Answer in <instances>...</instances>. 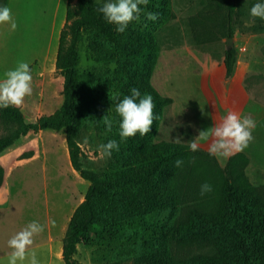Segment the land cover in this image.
I'll return each instance as SVG.
<instances>
[{"label": "trees", "instance_id": "trees-1", "mask_svg": "<svg viewBox=\"0 0 264 264\" xmlns=\"http://www.w3.org/2000/svg\"><path fill=\"white\" fill-rule=\"evenodd\" d=\"M166 4L167 0H161L155 11L161 14ZM100 5L93 0L67 1L54 63L63 79L61 106L34 123H25L15 106L0 109V121L12 127L0 138V154L29 133L63 130L70 165L89 184L62 239L63 264H81L80 248L90 243L95 227L112 242L109 264H264V185L249 182L247 156L235 153L219 166L201 149L192 152L181 144L154 142L163 109L171 103L150 82L157 62L155 38L130 26L117 33L97 11ZM235 10L236 2L227 0V39L234 37ZM84 34L87 51L101 66L80 72L77 47ZM235 62V48H225V78L231 76ZM133 87L153 97L157 118L146 135L137 133L121 141L113 96L119 93L122 98ZM105 115L114 119L111 131L103 124ZM86 128L103 134L104 143L115 139L120 144L104 172L82 169L78 138ZM177 159L183 161L180 167L175 166ZM198 163L204 169H197ZM194 169L209 177L215 194L203 207L184 206L182 189ZM3 174L0 168V185ZM173 242L208 244L214 253L178 257Z\"/></svg>", "mask_w": 264, "mask_h": 264}, {"label": "rangeland", "instance_id": "rangeland-1", "mask_svg": "<svg viewBox=\"0 0 264 264\" xmlns=\"http://www.w3.org/2000/svg\"><path fill=\"white\" fill-rule=\"evenodd\" d=\"M67 1L0 0V4L12 9L18 24L14 32L7 25H0V74L15 67L19 61L29 62L33 73V93L17 107L25 123H34L38 118L52 114L62 104L63 79L55 70L54 63ZM93 1L101 3V0ZM234 1L236 68L252 99L264 106V21L249 15L248 10L255 0H248L247 3L245 0ZM159 3L161 0H149L146 6L141 7L145 12H156ZM226 3L227 0H167L157 21L147 20L142 12L140 20L129 25L153 34L158 58L150 82L161 96L173 99V104L163 109L154 142L172 141L188 147L179 132L190 125L189 96L196 100V108L201 111L204 108L201 97L212 95L208 88L203 90L198 87L202 68L193 66L195 56L208 58L213 65L222 66L227 39L224 36ZM86 44L87 36L84 34L77 47V68L80 72L101 66V62L87 51ZM205 83L210 85L206 80ZM218 103L214 98L209 101L212 110L209 121L213 126L219 125L229 112L219 103L220 117L214 124L213 119L217 116L213 106ZM233 109L238 111L234 105ZM195 114L196 117L201 115ZM11 129L0 121V138ZM252 136L247 147L250 164L246 166L245 174L249 182L257 187L264 185V122L258 124L257 129H252ZM85 138L88 143H84ZM102 143L103 134L93 128H86L80 133L78 145L82 169L94 173L107 169L110 157L101 159L98 151ZM16 159L20 160L18 166L14 164ZM208 163L212 169L214 164L211 159ZM0 164L5 168L7 183L11 186L10 208L0 218V264H7L11 251L7 241L32 220L43 224L44 231L34 236L30 250L36 253L40 264H47L46 248L36 244L46 240L48 221L55 206L59 214L66 213L68 218L83 201L89 184L80 179L70 165L63 130H39L21 137L0 154ZM198 164L197 169H204ZM200 170L190 172L187 187L182 189L184 206L203 207L215 196L214 191L200 195V185L208 182L209 178L204 177ZM172 223L176 224L177 219ZM89 239L90 243L80 248L77 257L80 263L109 264L107 257L112 242L96 227L91 230ZM172 247L178 257L192 254L211 256L214 253L213 248L204 243L173 242ZM51 263L56 264L54 261Z\"/></svg>", "mask_w": 264, "mask_h": 264}, {"label": "clouds", "instance_id": "clouds-1", "mask_svg": "<svg viewBox=\"0 0 264 264\" xmlns=\"http://www.w3.org/2000/svg\"><path fill=\"white\" fill-rule=\"evenodd\" d=\"M149 0H101V5L97 11L102 18L115 26L117 33H124L129 25L138 22L141 13L147 20L157 21L159 13L145 12L141 6H146ZM248 0H245L247 3ZM253 18L264 21V0H255L248 10ZM0 25H7L10 31H15L18 27L17 19L12 9L4 4H0ZM115 68V65H111ZM33 73L30 63L19 61L15 67L7 69L0 74V109L10 106H21L26 97L33 93ZM115 113L119 117L118 135L121 141L134 137L137 133L144 136L150 131L154 119L157 117L153 113L154 103L150 94H141L138 88H131L130 94H114ZM114 119L107 115L103 117V124L106 131H111ZM255 121L248 116L240 117L236 113L229 111L219 125L209 127L199 132L201 140H207L209 135L213 140L209 146L210 156L228 157L236 152L244 151L249 142L253 139L252 129ZM84 143H88L85 138ZM120 144L115 139H109L106 143L98 146L100 158L111 157L114 151H119ZM199 145L196 140L188 143V149L192 152L198 151ZM183 161L177 159L175 166L180 167ZM200 195L203 196L213 191V186L204 182L200 185ZM44 231V225L37 220H32L20 231L16 232L8 241L7 264H40V260L31 246L34 243V236Z\"/></svg>", "mask_w": 264, "mask_h": 264}, {"label": "crops", "instance_id": "crops-1", "mask_svg": "<svg viewBox=\"0 0 264 264\" xmlns=\"http://www.w3.org/2000/svg\"><path fill=\"white\" fill-rule=\"evenodd\" d=\"M206 59L208 58L203 59L199 56H195V61H194L193 66L197 65L200 68H202L201 69L202 73H200V76H199L198 87L202 88L203 90H206V88H208L212 92V95L208 94V95L201 97L204 103V108L201 111H198L196 108V105H197L196 100L192 98L191 96H189L187 105L191 113L190 118L188 119L190 125H188L186 128H182L179 134L185 140L184 144L185 143L188 144L192 140H196L199 145L198 149L208 152L209 146L212 142L211 137L210 139H207L204 142H202V140L198 137V135L200 131L206 130L209 127L213 126L209 121L210 111H212L209 108V101L211 98L216 99L222 105L224 110L234 112L240 117L248 116L251 119H253L255 121V127L253 129H257L258 124H261L262 122H264V106L260 105L259 103L255 102L252 99L250 93L247 91L245 87V82L242 80V76H240L237 71V68H236L237 63L234 64L231 76L229 78H225L223 64L222 66L218 67L216 65H213V63L209 62V59L208 60ZM205 80L208 83H210V85H207L205 83ZM189 86H190V89L192 90L190 83H189ZM168 98L171 100L170 104L172 105L173 99L170 97ZM204 99H205V102H204ZM231 101H232V104L234 105V108L236 107V110H238L237 112H235V110L233 109V105L231 104ZM205 103L207 104V107ZM219 103L213 106V109L215 111V116H217V118L213 119L214 124H216L218 117H220ZM195 113H201V115L196 117ZM158 130H159V125H158L156 134L158 133ZM167 142L175 143L172 141H167ZM241 152L244 153L248 157L249 164H250V157L247 155V148ZM230 156L228 157L213 156V157L215 158L219 166H224V164L226 163V161L228 160ZM19 163H20V160L16 159L14 164L18 166ZM0 168L4 170L3 180L0 185V194L2 195V198H0V218H1V216L5 213V211L10 208L9 200L11 196V186L9 185V183H7V176H5V168L1 164H0ZM75 208L73 209V211L75 210ZM71 215L67 218L66 213L59 214L57 206H55V211H53L52 217L48 221L49 224L47 227L48 229L47 238L44 242H42V244L41 242H37L36 244V246H43L46 248L45 252L48 254V260H49L47 264H52L51 262L53 261L56 264H63L62 258H61L62 239L64 237L66 227H67V224H68V221Z\"/></svg>", "mask_w": 264, "mask_h": 264}, {"label": "water", "instance_id": "water-1", "mask_svg": "<svg viewBox=\"0 0 264 264\" xmlns=\"http://www.w3.org/2000/svg\"><path fill=\"white\" fill-rule=\"evenodd\" d=\"M233 46V38L226 39V49Z\"/></svg>", "mask_w": 264, "mask_h": 264}]
</instances>
